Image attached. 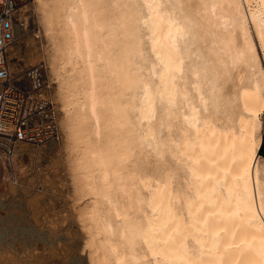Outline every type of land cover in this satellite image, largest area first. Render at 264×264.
<instances>
[{"label":"bare ground","instance_id":"1","mask_svg":"<svg viewBox=\"0 0 264 264\" xmlns=\"http://www.w3.org/2000/svg\"><path fill=\"white\" fill-rule=\"evenodd\" d=\"M20 12L26 26L16 28L18 40L7 53L9 59H16V50L29 38L41 44L33 56L34 61L45 63L40 62L46 80L40 96L52 104L59 135L55 142L64 139L78 194L87 201L80 217L87 235L88 264H145L146 257L153 264L156 260L182 264L191 259L199 264L200 259H216L215 250L209 252L212 237L181 224L189 248L196 250L184 251L177 224L167 216V200L157 198L149 206L152 193L139 180L137 189H131V165L120 160L130 148L137 156L141 151L146 155L149 143L154 147L162 131L168 138L169 123L171 139L181 142L178 129L186 127L184 116L193 115L192 107L200 113V138L207 149L202 174L218 175L223 181L224 170H229L231 210L237 211L238 200L242 201L235 221L244 228L235 241L239 247H227L232 242L229 234L219 252L229 264H264L260 221L264 217V155L260 153L264 145V0H31ZM177 26L190 31L184 40H175L184 60L183 79L175 82L179 94L169 112L165 88L171 90L172 81L161 80L166 72L157 54L166 60L173 51ZM20 63L24 65L20 60L11 63L10 69L17 73ZM45 67L53 83L48 82ZM192 69L199 74L198 80ZM51 84L56 85L59 119ZM193 84L199 85V91ZM185 91L191 104L184 100ZM161 93H165L163 105ZM200 96L210 101L211 127L203 124ZM152 135L156 141H151ZM24 145L18 144L11 159ZM196 152L201 154L199 147ZM0 157L6 163L1 152ZM205 183L210 189L215 181ZM125 186L131 199L121 190ZM137 192L144 203L137 202ZM223 195H228L227 188ZM149 219L156 231L145 244L138 238L136 225L142 223L147 229Z\"/></svg>","mask_w":264,"mask_h":264},{"label":"snow or ice","instance_id":"2","mask_svg":"<svg viewBox=\"0 0 264 264\" xmlns=\"http://www.w3.org/2000/svg\"><path fill=\"white\" fill-rule=\"evenodd\" d=\"M190 29L183 27H176V37L174 40V48L172 52L168 53L167 59L165 60L159 54L157 59L161 61L166 75H161V80L172 81L171 90L168 89L167 85L165 93H167V104L169 112L171 106L176 104V97L179 94L176 89L175 82L177 79H183V66L184 60L179 57V48L175 47L176 38L184 40L186 33ZM261 41L264 43V30H262ZM153 53L156 52L155 46L152 49ZM143 56V54H142ZM145 63L148 62L147 57H143ZM177 59L179 62L177 63ZM196 73L195 69H192ZM153 74L155 73V65L152 69ZM176 72H180L181 76L177 77ZM197 80L199 74L196 73ZM187 84V81H184ZM193 88L199 91V85L193 84ZM147 92V89L145 90ZM165 93H161V103H165ZM184 100L191 104V100L184 92ZM200 101L204 105L203 113V124L205 127H211V113L209 111V100H206L203 96H200ZM193 115L191 117L185 115L184 120L186 127H181L178 131L182 134V141L176 142L171 139L172 126L168 124V138L165 139L163 131L161 132L160 141L155 143L153 147L152 143H149L150 151L145 155L143 151L139 156L136 155L135 149L130 148L124 154L121 155L120 160L122 164L131 165L128 169L129 178L132 180L131 189H137L136 183L139 180V184L145 186V188L152 193L151 199L147 201L149 206H153L157 198L163 201L167 200V216L169 220L177 224V233L182 237L181 247L187 253L188 251L195 252V249H190L188 246V236L184 235L181 231V224L184 227H191L199 232L203 237H212V249H209L211 253L213 250L216 252L215 260H204L200 259L199 264H229V261L225 258L224 253H220L219 249L229 234L231 235L232 242L227 244V247H239L235 244V241L240 238V232L244 231L242 225L235 223L238 218V211L242 201L238 200L237 211L231 210L232 205V189L228 185V176L231 174L229 170L225 169L223 181L221 178L216 176L205 177L202 174V161L207 160V149L200 138L201 123L200 113L195 107H192ZM165 127L164 123H161V129ZM195 130V136L192 134V130ZM143 139L147 140L148 137ZM151 141H156V136L152 135ZM175 145L173 148L172 145ZM200 148L201 154H197L196 149ZM143 145H141V149ZM169 156L171 160H169ZM119 175L120 173H115ZM150 176L149 180H145L142 177ZM206 180L215 181V183L208 188L205 183ZM105 181L107 182V175H105ZM175 189L173 190V186ZM228 190V195H223V190ZM125 195L131 199V194L127 186L122 187ZM264 201V197H262ZM137 202L144 203L143 197L139 196L137 192ZM187 208V217L184 216V209ZM155 211V208L153 209ZM262 210H264V203H262ZM117 218H120V213L117 212ZM261 228L264 229V217H260ZM164 227L167 226V222ZM137 232L139 233L140 239H143L145 244L149 243L150 235L156 231V226L153 225L151 219L148 220V228L145 229L142 223H137ZM220 233H224L221 237ZM196 239L198 243L203 246V241L196 236L192 237ZM246 241L241 240V244ZM151 247V245H149ZM205 255L204 251L200 250V256ZM145 264H153V260L145 258ZM155 264H168L167 261L162 262L156 260ZM182 264H196L191 259H185Z\"/></svg>","mask_w":264,"mask_h":264},{"label":"rangeland","instance_id":"3","mask_svg":"<svg viewBox=\"0 0 264 264\" xmlns=\"http://www.w3.org/2000/svg\"><path fill=\"white\" fill-rule=\"evenodd\" d=\"M40 48V42L29 38L14 57L25 66L45 65L43 59L33 60ZM55 86L51 94L59 119ZM10 163L0 162V264H88L80 217L87 201L78 194L64 139L20 146Z\"/></svg>","mask_w":264,"mask_h":264},{"label":"built area","instance_id":"4","mask_svg":"<svg viewBox=\"0 0 264 264\" xmlns=\"http://www.w3.org/2000/svg\"><path fill=\"white\" fill-rule=\"evenodd\" d=\"M28 3V0H0V152L7 158L5 163L0 157V162L7 167L12 166L11 156L18 144L38 147L59 139L52 104L40 96L46 88L42 64L20 63L17 73L10 69V64L18 59H9L7 52L18 40L16 28L26 26L18 14ZM42 131L45 136L40 138ZM260 153L264 155V145Z\"/></svg>","mask_w":264,"mask_h":264}]
</instances>
